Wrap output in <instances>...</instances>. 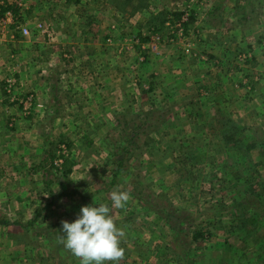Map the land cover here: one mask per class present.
I'll return each mask as SVG.
<instances>
[{
	"label": "rangeland",
	"instance_id": "1",
	"mask_svg": "<svg viewBox=\"0 0 264 264\" xmlns=\"http://www.w3.org/2000/svg\"><path fill=\"white\" fill-rule=\"evenodd\" d=\"M126 1L0 0V120L9 127L24 130L27 116L41 114L23 77L55 48L51 36L36 35L43 17L36 5L56 10L57 24L84 25L74 34L78 44L94 20L104 25V71L110 84L127 75L136 95H126L131 105L113 116L108 141L96 133L88 134L91 142L60 134L40 149L44 158L61 160L44 177L0 174V264H79L58 243L61 221L72 222L84 205L111 207L113 190L129 193L111 209L124 232L118 264H264V212L250 194L255 187L264 198V184L256 185L264 181V145L246 150L264 143V0H130L121 10ZM217 5L215 23L223 29L212 27ZM237 23L242 30L230 32ZM53 63L44 68L53 70ZM135 125L129 159L112 179L117 156L109 146L131 138ZM14 145L20 155L21 139ZM22 181H32L30 188ZM7 186L13 201L1 190Z\"/></svg>",
	"mask_w": 264,
	"mask_h": 264
},
{
	"label": "crops",
	"instance_id": "2",
	"mask_svg": "<svg viewBox=\"0 0 264 264\" xmlns=\"http://www.w3.org/2000/svg\"><path fill=\"white\" fill-rule=\"evenodd\" d=\"M27 1L29 4L32 2V0ZM129 1L127 0L126 3H122L119 8L125 11V4ZM32 7V5H29L28 10H26L27 14H29ZM35 8H41L38 14L43 16L41 18L42 20H39L42 28L36 30V35L40 36L37 32L42 31L44 37L46 35L51 36L50 39L52 41L50 42H53L52 44L55 49L51 57H37L31 64L36 67V70L33 71L31 68L23 77V85L26 90L30 88L36 90L38 94L37 97L40 99L41 104L35 108V111L41 114H37L35 119L32 115L27 116L25 118L27 126H24V130L16 129L14 126L9 127L7 123H4L3 119L0 120L1 175L12 171L31 177L33 175L34 177H44L46 169L51 168L50 158H44L40 150L42 145L46 144V139H55L60 134L62 137H72L75 133L81 141V137H84V140L86 139L85 137H89L87 141L91 142L93 136H88V134L96 133L106 140L108 139L106 128L113 122V116L118 112L119 114L124 112L131 105L126 102L128 100L127 98L125 99L126 95H133L131 98L134 101L135 93L131 91L132 85L130 86L129 82H127L126 77L128 76L125 75L126 77H122L120 80L110 84V77L104 71L107 69L106 66L104 68L103 62L106 56L104 50L107 47L101 48V46L107 45V37L105 42L104 40L100 41V38L106 32V29L104 30L105 32L103 31L104 25L97 24L96 20L92 24L88 23L90 25L85 26L87 33H90L88 39L84 43H79V45L75 43L74 34L76 32L78 33V31L81 32V28L84 25H78L76 27V25L71 23L62 24L61 22V24H57L61 16L56 10L52 9L51 11L44 12L47 8L43 6L37 7V5L34 6ZM221 9V6L217 5L211 10L212 12L210 14L214 15L211 16L214 20L212 25L214 28L218 25H220V28H224L220 23H215L219 15L215 16L213 14L218 13ZM107 11L109 13L110 9L107 8ZM103 12L105 10H98L94 11V14L96 13L98 17L100 15L104 16L102 14ZM54 19L55 22L53 21ZM151 25L152 30H154V23ZM240 25L242 24L237 23V27H229L230 32L236 31L237 29L242 30L243 27L240 28ZM37 46L41 47L39 44ZM57 49L63 50L62 54L60 52L61 55H58L59 51ZM52 62H54V71L44 68V65L51 64ZM40 65H43V67H40ZM74 65L78 67L75 68L73 67ZM149 88L150 90L153 89L151 84H149ZM3 102H5V99L0 102V109L4 106ZM47 112H50L48 116L45 114ZM34 128L37 129V135L33 133ZM14 137L18 138L14 139ZM19 139L22 141V147L19 146L21 148L20 150H22L20 155H18L19 148L14 145V142ZM36 146H39L38 150H36ZM35 152L37 156H32L31 154ZM39 154L40 160L34 163L33 160L35 159L33 157L38 158ZM55 157L54 155V159ZM18 160L21 161L19 162L20 164H18ZM11 166L14 169H11ZM31 183L32 181H22L20 185L25 184L28 187ZM32 185V189L38 188L34 182ZM1 190L6 194L8 199L14 200L10 192V187L7 186ZM26 193L27 191L24 194ZM0 223L4 224L6 222L1 221Z\"/></svg>",
	"mask_w": 264,
	"mask_h": 264
},
{
	"label": "clouds",
	"instance_id": "3",
	"mask_svg": "<svg viewBox=\"0 0 264 264\" xmlns=\"http://www.w3.org/2000/svg\"><path fill=\"white\" fill-rule=\"evenodd\" d=\"M129 199L126 191L110 193L111 207L106 204L81 206L72 222L61 221L58 243L79 259V264H118L124 250V236L112 219L111 209L121 208Z\"/></svg>",
	"mask_w": 264,
	"mask_h": 264
},
{
	"label": "trees",
	"instance_id": "4",
	"mask_svg": "<svg viewBox=\"0 0 264 264\" xmlns=\"http://www.w3.org/2000/svg\"><path fill=\"white\" fill-rule=\"evenodd\" d=\"M6 8H9V9H11L13 12H15L16 13V11L18 10V7L17 6H15V7H11V6H8V7H6ZM6 8H2V10L3 11H5L6 10ZM181 14L182 13H180V12H177V13H175L174 14V18L175 19H178L179 20V18L181 17ZM144 40H147V37L144 39ZM139 129H140V125H135V126H133L131 129H130V134H131V138H129L127 141H125V140H121V142H120V140L118 141V140H116V141H112V145L111 146H109L110 148H111V150H113V156L114 157H116L117 156V160H116V163H115V165H116V169L115 170H113L112 171V173H113V176H112V179L114 178V177H116V175L124 168V162H125V160L128 158L129 159V155L127 156V157H124V154H127L129 151V149H128V146H129V142H130V140L133 138V137H136V136H138L139 135ZM106 141H108V139H106ZM263 145H264V143H262V142H260V141H258L257 142V140H255V141H253V142H251V143H248L247 145H246V150L247 151H250V150H252V149H255L256 147H259V146H262L263 147ZM111 154V155H112ZM49 158H50V164H51V166L53 165V159H54V155H52V154H50V156H49ZM70 163V165H71V162L70 161H68V160H65L64 161V167H65V165L66 164H69ZM262 183L264 184V181H262V182H260V181H258V183L256 184L257 185V187H259L260 185H262ZM259 184V185H258ZM139 192H140V190H139ZM250 194H253L254 195V197H256L258 200L256 201V203H254V206H259V208H260V211H262V212H264V198L261 196V193L259 192V189L258 188H253V190L250 192ZM137 195H140V193L139 194H137ZM140 197L141 196H138V199H140ZM259 203V204H258ZM143 208H145L144 206H143ZM156 213V212H155ZM156 214H158V213H156ZM241 218V219H240ZM238 219H239V223L240 222H243V217H238ZM167 223H168V225H170L169 224V222L167 221ZM242 225V224H241ZM204 230H198V231H195L194 233H193V237L195 238V239H197L199 236H202V232H203Z\"/></svg>",
	"mask_w": 264,
	"mask_h": 264
},
{
	"label": "built area",
	"instance_id": "5",
	"mask_svg": "<svg viewBox=\"0 0 264 264\" xmlns=\"http://www.w3.org/2000/svg\"><path fill=\"white\" fill-rule=\"evenodd\" d=\"M22 30H23V32H26V29H22ZM60 164H61L60 158H57V159L54 160V165L55 166H59Z\"/></svg>",
	"mask_w": 264,
	"mask_h": 264
}]
</instances>
